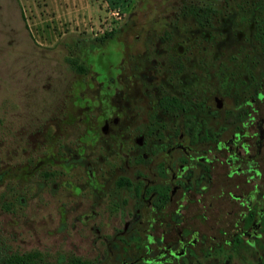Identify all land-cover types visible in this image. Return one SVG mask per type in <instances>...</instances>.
<instances>
[{
	"label": "rangeland",
	"instance_id": "rangeland-1",
	"mask_svg": "<svg viewBox=\"0 0 264 264\" xmlns=\"http://www.w3.org/2000/svg\"><path fill=\"white\" fill-rule=\"evenodd\" d=\"M263 64L264 0H0V264H106L108 243L135 216L125 160L100 138L102 118L85 112V88L100 83L113 97L121 87L131 167L134 139L172 135L180 116L204 135L229 124L214 116L216 99L252 100L258 116ZM164 98L179 109L164 111ZM256 184L264 192V179ZM215 189L190 208L209 219L196 225L203 249L225 247L209 206ZM218 207L229 228L232 205ZM249 242L199 264H262L264 233Z\"/></svg>",
	"mask_w": 264,
	"mask_h": 264
},
{
	"label": "flooded vegetation",
	"instance_id": "flooded-vegetation-1",
	"mask_svg": "<svg viewBox=\"0 0 264 264\" xmlns=\"http://www.w3.org/2000/svg\"><path fill=\"white\" fill-rule=\"evenodd\" d=\"M110 79L120 84L117 75ZM98 84L95 88H85L79 96L85 102L86 113H96L102 118L98 127L100 138L116 144V155L125 160L130 175L125 186L131 189L135 211L128 228L125 225L108 243L106 264H199L203 255L225 252V247L232 249L240 241L251 245L250 240L263 235L264 192L256 187L264 179L263 106L255 116L252 100L245 99L235 105L232 102L230 106V102L216 99L212 105L214 116L223 112L231 117L229 124L204 135L202 128L187 130L185 120L189 119L180 116L176 123L178 132L172 135L165 138L138 135L133 141L132 162L128 167V156L122 152L121 87L113 89L112 97L111 87ZM254 96L255 102L264 103V64ZM162 103L165 111L171 110L176 102L164 98ZM86 113L79 122L88 117ZM194 116L198 121L197 114ZM68 155L78 159L76 153L69 151ZM89 175L93 176L91 170ZM252 181L255 186L251 191ZM210 189L217 190L211 193L209 206L215 214L212 222L220 224L215 233L224 240V248L219 243L215 248L203 249L207 236L196 225L207 223L208 216L190 212L192 206L196 208L203 203V196ZM219 201H229L232 205L230 210H225L230 222L226 229L221 227Z\"/></svg>",
	"mask_w": 264,
	"mask_h": 264
},
{
	"label": "trees",
	"instance_id": "trees-1",
	"mask_svg": "<svg viewBox=\"0 0 264 264\" xmlns=\"http://www.w3.org/2000/svg\"><path fill=\"white\" fill-rule=\"evenodd\" d=\"M2 264H35L33 262V260L25 257V258H15V259H12V258H8L6 260H4V262ZM264 264V260H263V263Z\"/></svg>",
	"mask_w": 264,
	"mask_h": 264
}]
</instances>
